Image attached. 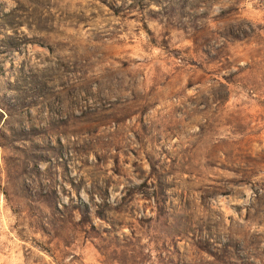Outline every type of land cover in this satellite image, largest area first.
Listing matches in <instances>:
<instances>
[{
    "label": "rangeland",
    "instance_id": "374dc122",
    "mask_svg": "<svg viewBox=\"0 0 264 264\" xmlns=\"http://www.w3.org/2000/svg\"><path fill=\"white\" fill-rule=\"evenodd\" d=\"M0 264H264V0H0Z\"/></svg>",
    "mask_w": 264,
    "mask_h": 264
}]
</instances>
